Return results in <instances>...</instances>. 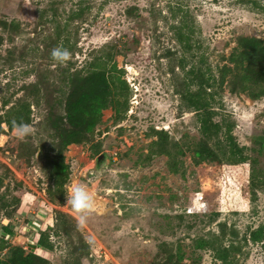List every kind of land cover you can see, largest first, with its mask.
<instances>
[{
    "label": "rangeland",
    "instance_id": "374dc122",
    "mask_svg": "<svg viewBox=\"0 0 264 264\" xmlns=\"http://www.w3.org/2000/svg\"><path fill=\"white\" fill-rule=\"evenodd\" d=\"M178 26L191 49L177 39ZM240 36L264 39V0H0V114L19 98L41 99L31 106L32 136L18 140L1 124L0 234L8 226L13 235H4L0 259L13 245L31 251L22 235L47 264H264V97L231 91L230 75L216 82L214 119L231 125L244 158L236 164L193 154L202 135L180 96L196 88L198 70L219 79ZM106 44L121 49L114 60L129 85L128 110L117 120L104 109L90 140L68 145L66 195L50 200L45 98L58 94L64 71L86 70ZM57 47L70 53L65 65L51 57ZM159 130L166 152L152 144ZM76 183L99 206L83 228L67 203ZM43 233L51 248L38 243Z\"/></svg>",
    "mask_w": 264,
    "mask_h": 264
},
{
    "label": "trees",
    "instance_id": "16d2710c",
    "mask_svg": "<svg viewBox=\"0 0 264 264\" xmlns=\"http://www.w3.org/2000/svg\"><path fill=\"white\" fill-rule=\"evenodd\" d=\"M83 9L79 8L72 17H81ZM4 28H14L12 23L2 21ZM177 39L182 46L189 50L192 44L189 36L178 26ZM137 41L136 39L134 40ZM105 47L109 50H104ZM116 44H106L101 54L95 56L86 70L76 69L64 71L60 79V87L57 95L45 98L47 114L45 122L52 128V141L49 143V155L51 162L48 168V195L50 200L62 202L65 198L64 185L70 175V166L65 162L64 151L70 144H79L90 140L96 126L101 121L102 111L111 108L117 120L121 119L129 106V85L123 77L124 69L118 68L114 56L118 53ZM230 63L219 68V79L213 74L205 75L200 70L195 73L192 83L195 89H184L180 92L182 104L190 108L196 114L199 122V130L202 138L196 143L193 154L198 157L209 159L223 158L233 163L244 162L242 148L236 143L232 134L231 125L223 124L222 120H215L216 110L212 105L216 82H224L226 75L231 91L241 90L250 98L264 97V39L254 36H240L235 49L229 57ZM188 85L190 82L187 83ZM65 86V87H62ZM40 98L33 102L26 99H17L14 104L6 108L3 115L0 114V134L4 132L1 124L5 123L9 130L14 124L31 123V106L39 105ZM223 132V134H222ZM157 139L152 142L156 145L157 152H166L165 145L168 143L167 133L163 130L156 131ZM219 133L225 139L222 144ZM176 145V144H175ZM45 144L39 145L37 153L44 154ZM97 154L98 149L95 150ZM50 157V156H49ZM255 178V177H254ZM258 180L261 178L256 177ZM54 195H58V198ZM20 195H15L9 203L19 201ZM8 202L2 200L1 209ZM63 214H59V223L62 222ZM61 220V221H60ZM4 235L11 236L13 231L8 226H3L0 234V248L9 244ZM260 237L259 231L253 233V239ZM44 247H52L49 235L43 233L39 242ZM47 260L32 251H26L21 245H13L10 249L8 260H1L0 264H47Z\"/></svg>",
    "mask_w": 264,
    "mask_h": 264
},
{
    "label": "clouds",
    "instance_id": "9594fccd",
    "mask_svg": "<svg viewBox=\"0 0 264 264\" xmlns=\"http://www.w3.org/2000/svg\"><path fill=\"white\" fill-rule=\"evenodd\" d=\"M51 57L57 64L65 65L70 60V53L62 47H57L53 49ZM13 135L22 141L33 135V128L25 123L14 124ZM67 203L76 213L78 226L81 228L86 226L89 216L95 213L99 207L95 193L79 183L71 185L68 189ZM87 243L94 244L95 237L90 235L87 238Z\"/></svg>",
    "mask_w": 264,
    "mask_h": 264
},
{
    "label": "water",
    "instance_id": "95a60500",
    "mask_svg": "<svg viewBox=\"0 0 264 264\" xmlns=\"http://www.w3.org/2000/svg\"><path fill=\"white\" fill-rule=\"evenodd\" d=\"M104 157H105V154H103V153L99 154V155L97 156V158H96V164H99V163L102 161V159H103ZM19 239H21V240H23V241H26V242H27V246H28L29 248H31V249H30L31 251H33V250L35 249L36 244L33 243L31 240H29V239L26 240V238H25L24 236H22V235L19 236Z\"/></svg>",
    "mask_w": 264,
    "mask_h": 264
},
{
    "label": "flooded vegetation",
    "instance_id": "af4514ba",
    "mask_svg": "<svg viewBox=\"0 0 264 264\" xmlns=\"http://www.w3.org/2000/svg\"><path fill=\"white\" fill-rule=\"evenodd\" d=\"M98 165V164H97Z\"/></svg>",
    "mask_w": 264,
    "mask_h": 264
}]
</instances>
